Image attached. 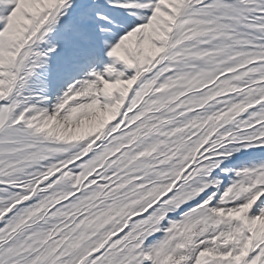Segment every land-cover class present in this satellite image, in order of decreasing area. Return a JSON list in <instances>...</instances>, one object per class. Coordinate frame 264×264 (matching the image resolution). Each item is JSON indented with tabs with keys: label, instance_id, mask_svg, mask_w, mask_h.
Wrapping results in <instances>:
<instances>
[{
	"label": "snow or ice",
	"instance_id": "6c2138e0",
	"mask_svg": "<svg viewBox=\"0 0 264 264\" xmlns=\"http://www.w3.org/2000/svg\"><path fill=\"white\" fill-rule=\"evenodd\" d=\"M0 264H264V0H0Z\"/></svg>",
	"mask_w": 264,
	"mask_h": 264
}]
</instances>
